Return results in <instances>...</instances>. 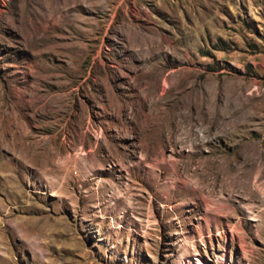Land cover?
Returning a JSON list of instances; mask_svg holds the SVG:
<instances>
[{"label":"rangeland","instance_id":"obj_1","mask_svg":"<svg viewBox=\"0 0 264 264\" xmlns=\"http://www.w3.org/2000/svg\"><path fill=\"white\" fill-rule=\"evenodd\" d=\"M253 151L264 0H0V264H264L254 177L202 176Z\"/></svg>","mask_w":264,"mask_h":264},{"label":"bare ground","instance_id":"obj_2","mask_svg":"<svg viewBox=\"0 0 264 264\" xmlns=\"http://www.w3.org/2000/svg\"><path fill=\"white\" fill-rule=\"evenodd\" d=\"M136 31V30H135ZM140 34V33H138ZM142 37V38H141ZM139 41L136 45L142 46L144 43L145 37L139 35ZM143 52V50H141ZM149 72L143 73L142 77L144 79H149L153 82V92L159 90L160 85L164 86L163 93H166V86L168 84V80L170 76H167L162 80V70L153 65L149 66ZM162 80V82H161ZM169 87V85H168ZM158 102L157 104H159ZM165 112L163 110H158L156 113L152 112V118L149 119L148 126L146 127V132L150 137H159L164 139V133H170V131L175 132L176 127L171 128L170 130H164V122L170 123L174 118V113H169L164 115ZM181 117V116H180ZM188 117V116H187ZM190 119V117H189ZM168 125V124H167ZM169 126V125H168ZM164 127V128H163ZM179 128V127H178ZM187 131L184 135L187 136ZM170 139V137H168ZM172 139V138H171ZM182 140V139H181ZM170 142V141H169ZM250 157H246L242 159L241 165L237 163H231L230 161H224L222 163H217L216 161H207L205 163V167L202 170V176L208 180L207 187H218L221 191H226L229 194L238 193L240 195L254 198L251 194H249V186L252 178L254 177L253 185L256 186L258 192L264 197V186L259 184V181L264 176V152L257 154L256 152ZM186 167V165H185ZM187 168V167H186ZM255 174V175H254ZM211 181V182H209ZM261 195V196H262ZM195 263L193 260L188 259L187 262L183 264H205L199 259H195Z\"/></svg>","mask_w":264,"mask_h":264}]
</instances>
